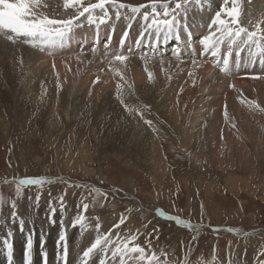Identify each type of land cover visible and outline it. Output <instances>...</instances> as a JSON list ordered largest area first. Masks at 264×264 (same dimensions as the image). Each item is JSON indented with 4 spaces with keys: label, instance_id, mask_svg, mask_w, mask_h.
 Wrapping results in <instances>:
<instances>
[{
    "label": "rangeland",
    "instance_id": "obj_1",
    "mask_svg": "<svg viewBox=\"0 0 264 264\" xmlns=\"http://www.w3.org/2000/svg\"><path fill=\"white\" fill-rule=\"evenodd\" d=\"M124 1L133 5L150 2V0ZM220 2L217 0V4L222 5L223 1ZM229 6H231V0H229ZM70 11L73 12L75 9L70 8ZM109 12L114 15L115 10L109 7ZM139 16L135 17L139 18ZM83 20L86 23L85 18H81L80 22ZM117 21L120 20L113 18L99 28L95 25L85 28L84 31L91 40L86 43L75 42L73 44V48L76 47L75 51L72 49L73 51L69 50V53L64 54L71 56L76 53L83 56L86 51L93 54L97 51L101 56H105L106 48H109L105 46V41L109 36L112 37V33L102 35L98 39H95V33L101 32L107 25L117 26ZM131 27L135 28V25L132 24ZM195 36L193 35V38ZM202 36L196 37V40L186 38L185 43L181 45L175 42L169 46L148 47L152 42L147 39L138 49L127 46L121 53L128 55L129 58L135 56L134 58L141 61L140 65L130 72L132 75L129 73V81L123 80L127 82L124 85L126 88L134 86L138 81L134 75L139 71L143 73L142 76L145 79H150L149 72L152 73L151 79H155V71L145 64V59L151 57L160 59L174 57L175 59L171 53L177 49L178 45L180 55L176 58L179 61L196 65L210 61L211 66L222 71V64L220 66L216 63L212 64L214 63L212 57H202L203 49L198 43ZM17 40L23 42V38ZM23 44L31 46L34 50L38 49L39 53L46 52L48 59L52 57L49 54L60 53L57 46L53 48L42 43L33 45L23 42ZM191 47H195L192 51L198 49L200 56L187 55L185 50ZM129 49L134 51L129 53ZM256 53L260 55L261 51ZM247 54L252 57L250 51L242 53V55ZM108 55H110L109 52ZM248 56L243 57L238 71L240 74L249 71L250 73L243 75L244 78L254 76L261 82L254 83V87L245 85L243 89H237L233 93L232 99L239 106L242 105L246 111H242L245 122L240 123L234 120L237 116L233 118V113L228 114V108L227 118H225L227 103L224 101L221 106L220 103H215L223 120L221 119V128L212 132L207 140L197 138L198 134L207 128L211 130L206 125L208 116L204 113L209 105L204 107V103H200L205 93L203 96H200V93L197 94L196 103L193 102L187 115H185L186 112L176 109V121L171 116L173 110L160 111L163 108L154 109L147 104L152 101L146 99L152 92L150 89L143 94L142 99L127 97L126 102L136 101V104L143 103V107L148 106L146 113L143 112L144 119H141L139 114L135 115H138L137 119L141 120L140 123L153 134L156 141L151 142L142 137L137 142L135 138L120 140L111 138L112 133H117L111 130L113 127L128 131L129 134L133 130L136 131L135 124H131L132 119H129L125 125H120V118H126L129 115L126 114L125 109L123 110V105L115 104L114 96L110 97L111 100H104L103 97L96 98L95 95H92V98L89 95L88 98L87 93L98 83L103 91L113 93L115 88L117 91V82H121V75H123L122 71L119 75L117 74L118 69L108 67L109 71L105 70L107 75L104 79L105 74L97 69L85 71L84 74L82 72L81 78L75 82L77 86L79 85L76 89L78 92L73 95L81 101L82 106L71 115L59 108L58 114H55L57 118L55 116L53 118L46 109L34 103L33 109L23 108L22 103H27L28 100L17 101L19 96L15 88L11 89L7 84L1 83L0 231L4 233L0 237V257L3 255L8 260L1 258L0 262L28 264L31 257L34 263H44L45 225L54 224L56 228L66 229L64 220L67 216L73 225L78 215H84L85 229H93L101 234L112 233L111 240L115 244L130 235H136L137 239L129 245L130 247L139 244L145 249L147 255L150 256L155 252L162 261H170L172 264L177 262L183 264L185 259L189 261V264H230V262L231 264H264V111L248 103L254 100L260 108H264V82L260 78L264 76L262 74L264 69L260 73L254 71L255 74H251L255 68L259 69L258 65L264 59L256 56V65V57L254 61H251ZM225 57L223 55L221 59ZM41 60L39 58L40 62L36 68L47 72L49 64ZM108 60L110 61L111 57L105 56L103 59L106 63ZM250 61L252 63H249ZM168 68L169 70L166 71ZM185 68L186 66H182L181 63L165 67L169 80L179 83L177 85L179 88L175 87L174 91L172 89V93L169 90L162 94H158L159 91L156 90L153 100H156L157 107L167 103L170 108L173 101L179 99L181 84L187 82L188 73H190V70L185 73ZM55 73L58 72L55 71ZM235 75L237 76V73L232 77ZM58 76L65 85L71 79L64 78L62 74ZM97 77H99L98 83L95 82ZM232 77H228L229 84L226 90L237 88ZM84 82H87V86L80 88V84ZM143 82L144 79L140 81V83ZM26 92L32 94L30 91ZM132 92L133 88L130 90L131 96H133ZM223 92L219 93L221 99L226 95ZM160 96H162L161 99ZM213 96L208 94L206 97L212 99ZM75 104L77 106L76 101ZM72 114L74 116L70 117ZM83 118L85 121L81 120ZM187 118L185 123L184 120ZM145 119L158 121V125L153 122L154 127H149L144 123ZM55 121L56 124H53ZM82 123L86 127H83ZM98 125L101 127L97 128ZM162 128L169 131V134H175L177 140L172 142L162 132ZM228 128L234 135L231 130H227ZM96 130L100 133L97 134ZM220 130L227 131L225 133L230 135L233 154L230 152L231 146L224 144L225 140L219 139L225 136L219 134ZM157 142L160 150L159 158L164 165L159 166L158 169L156 162L150 158L152 156L150 148ZM140 152H143L144 156ZM26 177H46L47 180L43 186H21L18 194L17 181ZM13 202L17 205L15 218L12 217ZM84 203L89 205L86 212L83 209ZM160 211L166 215L160 216ZM121 216L126 217L123 224H120ZM167 216H178L191 227L169 220ZM21 218L25 221L23 228L19 224ZM97 224L100 225L99 229L96 228ZM29 238L32 242L30 257L27 255ZM8 243L12 245L11 259ZM16 243H20V247H17ZM74 243H77L76 240L70 239L69 248L73 249ZM134 254L139 256V253ZM134 254L131 255L134 256ZM58 257L59 255H56L52 258V264H64L61 256ZM137 262L146 264V261ZM67 264H73L70 258L67 259Z\"/></svg>",
    "mask_w": 264,
    "mask_h": 264
},
{
    "label": "bare ground",
    "instance_id": "obj_2",
    "mask_svg": "<svg viewBox=\"0 0 264 264\" xmlns=\"http://www.w3.org/2000/svg\"><path fill=\"white\" fill-rule=\"evenodd\" d=\"M220 1H223V0H219V2ZM120 2L125 3V4H129L124 0H120ZM220 3L217 4V0H201L200 5L191 4L189 6V11H188L187 15H181V17H179V19L181 21V27H180V30L178 33V35L180 37L179 41L176 39V34H173V36H171L169 38L167 43H161L160 44L161 47L162 46H169L170 44L173 45L175 42H178L181 45V44L185 43L184 39H186V38H188V39L192 38V39L196 40V37H200L201 35H203V36L208 35L209 30H210V28H209L210 21L214 17L215 12L219 10V8L221 6ZM70 8L71 7H69V8L64 7V0H39V4L37 6V11L44 13L49 18H57V19L64 18V19H66V18H69L75 12V11H73V12L70 11ZM122 11L128 12L129 10H122ZM149 11H150V9H149ZM240 12H241V14H240L241 24H242V26L248 28L249 31L255 30L253 26L257 25L258 23L260 25V28L264 29V0H240ZM80 21H81V19H80ZM80 23H81V26L74 29V34L71 35L72 36L71 42L69 40L67 42L68 43L67 45L64 44L62 51H59L60 53H57V55L56 54H54V55L49 54L52 56V57H49L50 59H48L46 52H44L43 54L41 52L39 53L37 51L38 49L34 50L33 48H31V46L23 44L22 41L16 40L15 42H13L11 40H8L6 38V36L3 34V32H0V68H1L0 71L2 72L0 74V84L4 83V84H7V86H9L11 89L15 88V91L17 92V94L19 96V99L17 98V101L21 102V99H23L26 102L28 100L27 103H22L23 108L33 109L34 104H36V106L43 108V109H46L48 114H50L53 118H54V116H55V118H57V116L55 114H58L59 108H61L65 113H68L69 115H71V113L73 111L77 110L78 108H80L82 106L81 101H79V99H77L76 96L73 97V95L78 92V91H76V89L79 86V85L77 86L75 84V82L81 78L82 72L84 74L85 71L88 72V71H92V70L97 69L98 71L100 70V73L105 74V75H103V79H104V77H106V75H107L105 73V70H108L109 68L118 69V71L120 73H121V71L123 73V75H122V76H124L123 80L129 81L128 80V77H130L129 73L131 71H133L134 69H136L140 65L141 60H138V58H134L135 56L132 58H129L127 61H125L123 63L114 62L111 67L109 66V60L106 63V61H103V59L105 58V56L112 58V56H114L115 54L121 53L122 51L124 52L125 48L127 46H130L132 48L137 47V41L140 40L141 34L143 33V28H144V21H143L141 15L139 16V18L135 17L131 22H129L125 17H122L120 19V21L117 23V26L107 25L100 32V34H99V35H101L100 37H102V35H108L109 33H112V40L113 41H111L112 43H111V45H109V48H106L107 53L106 52L104 53L105 56L104 55L101 56L97 51L94 54L89 52V51L88 52L86 51V53L84 52L83 56H81V54L80 55L78 54L79 55L78 56V55H76V53L71 55V56L65 55V54H67V52L69 50L73 51L76 48L75 47L76 45H74L75 48H73V44H75V42L86 43L89 39L87 37V33L84 31V29L85 28H91L92 25L84 23V20ZM129 23H131V25L132 24L135 25V28L129 27ZM125 32L128 33V37L125 41L124 46L120 47L118 42L123 38V34ZM261 34H264V33H258V36ZM143 35H144L143 42L146 41L147 39L148 40L150 39L149 33H143ZM193 35H196L195 38H193ZM217 35H219V33H217ZM72 39L74 40V42H72L73 41ZM90 40L91 39H89V41ZM132 41L133 42L136 41V42H134V44H133ZM225 41L223 44L220 45V48H219L220 55L214 57L211 54V50H209L207 53L203 52L201 54L202 57H204V58L212 57L213 60L212 59L211 60L214 62L212 64H215V63L217 64L216 61H221L223 59V58L221 59V57L223 55L227 56V52L229 50L228 49L229 41L227 39H225ZM249 43H251V42H249ZM261 43H264V41H262ZM38 44H41V42L36 41L35 45H38ZM193 45H194V42H193ZM251 46L252 47L250 49L245 48V50L243 52H240L239 48L236 47L235 45L232 46L233 55L230 58V66H231L230 67V69H231L230 73H225L223 71H219V70H217V68L215 69V67L211 66L210 61H209V63H207V62L203 63L202 62L199 65H196V64H190L188 62L186 63L184 61H179L176 58L178 56H175V59L173 56H172L173 58L170 57V58H161L160 59L157 57H151V58L145 59L146 60L145 64L148 65L149 67H151L150 69L152 71H155V74H154L155 79H149V80L145 79V77L142 76L143 73L141 74V72L139 71L138 74L135 73L136 75H134V77H136L138 79V81H137L138 83L136 82L134 84V86L126 88V86L124 85L127 83L126 81L121 80V82L120 81L117 82L118 84L123 83L122 88H121V91L123 93L122 98L124 100H126L127 97L142 99L144 97L143 94L147 93V91L150 89L152 92L146 97V99L152 100V101L147 102V104L154 109L163 108L160 111H166L167 112V110H173L171 112V116H173V118L176 121V119H177L176 109H179V111H182L183 113L186 112L185 115H187V111L191 109L193 102L196 103L195 98L198 97L197 94L200 93L199 95L203 96V94L205 93V95L200 99V103H204V107L209 105L208 110L206 109L204 111V113H206L208 116L206 118V121H207L206 125L211 130H209L207 128V130L198 134L197 138H199V139L202 138L204 140H207L212 135V132L219 129V127L221 128V119L223 120V116H222L221 112L217 109L215 103H220V106H221L222 102L225 101L227 103L228 114L231 115V113H233V118L235 116H237L234 118V120H236V121L238 120L240 123L245 122V118H244V115L242 113V111H244V108L242 107V105L239 106L237 104V102H235L232 99L233 93L237 89H243L245 87V85H249V86L251 85L252 87H254V85H253L254 83L261 82V81H259L258 78L254 79L253 78L254 76H248V78H244L243 75L250 73L249 71H246V72L240 74V72L237 70V76H233V77H232V74L236 71V68H238L236 66V63H235L237 60V53L238 52H239V59L242 60L243 57L248 56V54L242 55V53H247L248 51H250L252 57L248 56V58H251V60L254 61L253 59H254V57H256V54H257L256 52L261 51V48L258 47L256 44H251ZM57 47H58V49H61L59 46H57ZM64 47H68V48L65 50ZM152 47H157V46L154 44V45H152ZM72 48H73V50H72ZM193 48H195V47H191V49L189 48V49L185 50V52H187V55H191V57L192 56H194V57L200 56L198 53V49L192 51ZM137 49H138V47H137ZM200 51H202V50H200ZM108 52L110 55H108ZM253 54H255V56ZM257 55L259 57H261V59H264V52L261 51V54L260 55L257 54ZM129 56H130V54H129ZM202 57H200V58H202ZM39 58L42 59L41 61H44L46 64L47 63L49 64L47 72L43 71L42 69L39 70L38 68H36V66L38 65V62H40ZM108 59H110V58H108ZM255 60H256V64H257V57ZM206 61H207V59H206ZM176 63L177 64L181 63L182 66L183 65L186 66V68L184 69L185 73L188 70H190V73H188L189 77L187 79V82L185 84H181V89H180V93H179L180 95L178 96L179 99L174 100L170 108H168L169 105L167 103H164L161 107H157L156 106V100H153L155 98L156 90L159 91L158 94H162L163 92H166V91L168 92L169 90H170L169 92L172 93L174 91L175 87H178L177 85L179 83L176 84L174 82H171L172 80L170 81L169 77L167 76L166 71H168L169 68L165 71V67L167 65L171 66V65L176 64ZM104 65H105V67H104ZM258 67H259V69L255 68L253 70V72H251V74H255L254 71H257L258 73H260L261 70H263L261 68V65H258ZM121 68H122V70H120ZM170 69H171V67H170ZM184 70H182V71H184ZM55 71H57L58 73H55ZM59 74H62L64 76V78L66 77V79L70 77L71 78L70 81H67L66 85H65L62 82V80L60 79V77L58 76ZM262 74H264V72H262ZM112 76H114V74ZM230 76L232 77L231 79H234L233 83L237 88L232 89L231 87H229L231 89L226 90V89H228V85H227V84H229L228 83L229 82L228 77H230ZM111 78H113V77H111ZM142 79H144V82L140 83V81ZM71 81H72V84H70ZM263 82H264V79H263ZM86 83L87 82L80 84V88H81V86H84V85L87 86ZM230 84H232V83H230ZM114 85H116V84H114ZM131 88H133V92H132L133 96H131V93H130ZM172 89H173V91H172ZM25 90L30 91V93H32V94H27V92ZM117 91H116V88H115V91L113 93L112 92L111 93L106 92L105 90L103 91L101 86H100V83H98L96 86L94 85V87L92 89H90V91L87 94H88V98H89V93H91L90 98H92V95H95L96 98H102L103 97L104 100H107V99L111 100L110 97L114 96L113 98H115L114 99L115 104L121 105L119 103V100L117 99ZM223 91L225 92L226 95L224 98L221 99V97H219V93L223 92ZM208 94L214 95L213 98L210 99L209 97H206ZM137 95H138V97H137ZM161 97L162 96H160V99H161ZM74 100L76 101L77 106H76ZM125 103L132 106L133 108H137V109L143 111L144 113H146V110L143 107V103H141V104L137 103L136 104V101H134L133 103L125 101ZM197 103L199 104V99H198ZM213 105H215V107H213ZM123 110H124V108H123ZM244 112H246V111H244ZM126 114L129 115L128 112ZM164 114L166 115V113H164ZM73 116L74 115L72 114V116H70V117H73ZM136 116H138V115L134 114V115H129L126 118H120V125L121 126L125 125L129 119H132L133 123H131V124H135V130L136 131L133 130V132L131 134H129L128 131H121L119 129H115L117 127L112 126L113 129L111 128V130H113V132L117 131V133H112L110 135L111 138L117 139V140L127 139V138H135L137 140V142H139L142 139V137H145L147 140H150L151 142H156L153 134H151L142 125V123H140L141 120L139 121ZM148 117L150 118L151 116H148ZM72 120H74V119H72ZM81 120L83 121L84 118ZM187 120H188V118L185 119L184 122L186 123ZM98 122L103 124L101 121H98ZM153 122L155 125H158V123H157L158 121L154 120ZM53 124H56V121ZM82 125H84V124L82 123ZM83 127H86V125H84ZM98 127L100 128L101 125H98L97 128ZM102 129H103V127L101 128L100 131H102ZM111 130L109 131L110 133H111ZM227 130L230 131L231 129L228 128ZM93 132H94V129H93ZM162 132L165 133L167 138H169L172 142L177 140V137L175 134H169V131L164 130L163 128H162ZM225 132H227V131L221 132V130H220L219 134L225 135V136H223L222 138H219V139L225 140L224 144H228L229 146H231L230 152H231V154H233L231 137L229 134H226ZM96 133L99 134L100 132L98 130H96ZM231 133L234 135L232 130H231ZM125 135H128V136H125ZM157 144H158V142L155 143L152 148H150L151 155H152L150 158H151V160L156 162L157 169H158L159 166H164V165L161 164V159L159 158V151L160 150L158 149ZM140 146H141V144H140ZM227 151H228V149H227ZM235 152H236V148H235ZM237 152H238V149H237ZM140 154L142 156H144L143 152H140ZM223 154H225V153H223ZM153 157H155V158H153ZM64 222H65V228L66 229L56 228L54 226V224L53 225H51V224L45 225V229H44V231H46L45 232L46 235L44 236V238H45L44 239V241H45V246H44L45 247V252H44L45 256L43 257L45 262L42 264H52L53 263L52 258L54 256H56V255H59V257L61 256L60 254H62V248L60 247L58 241H59V237L62 234L66 235V241H67V245H68V257H67V259L70 258L71 261L73 262V264H81L80 258L82 256L83 251L87 250V248L90 247L91 244L95 242L96 236L101 234L100 232L93 230V229H88V228L85 229L86 227L77 226L74 229H72L71 228L72 224H71L69 216H67L65 218ZM3 233H1V231H0V237L3 236ZM70 239H71V241L76 240V242H77V243H74V245H73L74 247H72L73 249L69 248V240ZM82 244H83V246H82ZM16 246L20 247V243L19 244L16 243ZM115 246H116V244L113 243L112 248H114ZM35 251H36V249H35ZM110 255H111V249L109 250L107 256H104L103 254L96 252V253H94L93 257L91 258L90 264H99L101 259H105L108 262V264H117V261H118V264H137V263L139 264V262H137L138 256L135 254H134V256L131 254L124 256L122 261H121V258L119 256L114 260L112 258V256L110 257ZM1 258L8 260V258L3 256V255L0 257V260H1ZM12 259H13V257H12ZM54 261H55V259H54ZM7 262L8 261H6V263ZM2 263L3 262H0V264H2ZM31 263L37 264V263H34L32 261H31Z\"/></svg>",
    "mask_w": 264,
    "mask_h": 264
},
{
    "label": "snow or ice",
    "instance_id": "obj_3",
    "mask_svg": "<svg viewBox=\"0 0 264 264\" xmlns=\"http://www.w3.org/2000/svg\"><path fill=\"white\" fill-rule=\"evenodd\" d=\"M172 3H174V7L169 6ZM38 4L39 0H0V32H3L6 38L13 42L23 38L24 43L35 45L36 41H40L42 44L49 45L53 48L56 46L63 48L65 41L69 40L71 35L74 34V29L81 26V18H85L87 24L95 25L99 28L100 25L106 24L107 21L113 19V14L109 12V7H111L115 10L114 18L116 20L125 17L131 22L135 16L141 15L144 21L143 33H149L152 42L148 47H151L152 44L159 46L161 43H167L173 34H176V39L179 41L180 37L178 33L181 27L179 17H181V15H187L191 4L200 5L201 0H150L148 4L141 5L125 4L120 2V0H95V2H92V0H87V2L86 0H64L65 8L71 7L75 9V12L66 19L49 18L44 13L37 11ZM160 9H162V11ZM122 10L129 11L125 12ZM240 14V0H231V6H229V0H223V4L220 6L219 10L215 12L214 17L210 21L209 34L202 36L198 41L202 46L203 52L207 53L211 50V54L214 57L220 55L219 48L220 45L224 43L225 39L229 41L227 56L221 61H217L218 66L222 64L221 70L225 73L231 72L229 65L230 58L233 55V45L238 47L240 52H243L245 48L250 47L251 44H256L261 48V51L264 52V43H261L264 41V34L258 36V33H264V29H261L258 23L253 26L255 30L249 31L248 28L242 26ZM129 27H131V23H129ZM143 33L141 34L140 40L137 41V47L143 43ZM217 33H219V35H217ZM127 37L128 33L125 32L123 38L119 41L120 47L124 46ZM111 41L112 37L109 36L105 41V46H109ZM131 51L132 49H129V53H131ZM52 54L54 55L55 53L53 52ZM171 55H180L179 45ZM128 59V55L117 53L112 56L109 61V66L111 67L114 62L123 63ZM193 63H195V61H193ZM235 63L237 67L241 66L239 52L237 53V60ZM249 63H251V61ZM260 65L261 68L264 69V60L260 61ZM117 74H120L118 70ZM151 77L152 73L149 72V78L151 79ZM253 78L255 79L256 77ZM260 78L264 79V76ZM121 80H123L122 75ZM95 82H99V77L96 78ZM121 88L122 85L117 84V99L119 103L124 106L125 111L128 112L129 115L139 114L141 119H144L143 111L125 103V100L122 98L123 93ZM89 95H91V93H89ZM248 103L250 106H255L261 111H264V108H260V105L257 104L256 101H248ZM144 109L147 110L148 106L145 105ZM225 117L227 118V105H225ZM144 123L149 127H154L152 120L145 119ZM46 180V177H26L20 179L16 184L17 193L19 194L21 186H43ZM0 204H2V201H0ZM16 207V203L13 202V218L17 216L15 211ZM88 207L89 205L87 203L83 204L85 212ZM52 213L54 215V208L52 209ZM159 215L165 216L166 213L160 211ZM167 218L169 220H175L178 224L191 227V225L178 216H167ZM125 219L126 217L121 216L120 224H123ZM84 220V215H78L72 226L83 227ZM24 223L25 221L22 218L19 219L21 228H23ZM117 227H119V225H117ZM96 228L99 229L100 225L97 224ZM111 235L112 233L97 235L95 242L92 243L87 250L83 251L80 258L81 264H90V260L96 252L107 256L110 249L111 256L114 260L119 256L122 261L124 256L139 253L137 258L138 261H146V264H172L170 261H162L155 252L150 256L147 255L145 249L139 244H134L130 247L129 245L137 239L136 235L126 237L112 248L114 242L111 240ZM58 243L63 250L61 260L64 261V264H67L68 245L65 234L59 237ZM7 247L11 259V243H8ZM31 247L32 242L29 238L27 244L29 257L31 256ZM28 264H31L30 258ZM99 264H108V262L105 259H101ZM177 264H179V262H177ZM183 264H189V261L185 259Z\"/></svg>",
    "mask_w": 264,
    "mask_h": 264
}]
</instances>
